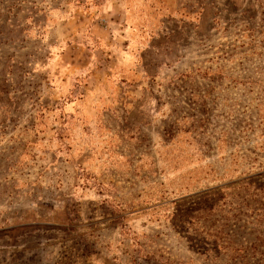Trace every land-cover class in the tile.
<instances>
[{
    "label": "rangeland",
    "instance_id": "obj_1",
    "mask_svg": "<svg viewBox=\"0 0 264 264\" xmlns=\"http://www.w3.org/2000/svg\"><path fill=\"white\" fill-rule=\"evenodd\" d=\"M0 264H264V0H0Z\"/></svg>",
    "mask_w": 264,
    "mask_h": 264
}]
</instances>
